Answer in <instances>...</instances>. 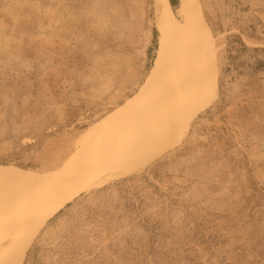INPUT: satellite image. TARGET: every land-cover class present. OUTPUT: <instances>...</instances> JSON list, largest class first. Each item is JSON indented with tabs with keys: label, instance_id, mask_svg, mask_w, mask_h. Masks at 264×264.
Segmentation results:
<instances>
[{
	"label": "rangeland",
	"instance_id": "374dc122",
	"mask_svg": "<svg viewBox=\"0 0 264 264\" xmlns=\"http://www.w3.org/2000/svg\"><path fill=\"white\" fill-rule=\"evenodd\" d=\"M198 1L209 87L186 141L78 197L16 264H264V0ZM154 29L152 0H0V167H68L146 82ZM24 231L0 221V264Z\"/></svg>",
	"mask_w": 264,
	"mask_h": 264
},
{
	"label": "bare ground",
	"instance_id": "6f19581e",
	"mask_svg": "<svg viewBox=\"0 0 264 264\" xmlns=\"http://www.w3.org/2000/svg\"><path fill=\"white\" fill-rule=\"evenodd\" d=\"M152 8L159 49L149 77L134 97L87 135L71 164L39 173L0 167V221L25 230L16 235L25 241L13 264L21 263L40 229L78 197L144 171L189 136L209 87L200 3L180 0L174 10L168 0H152Z\"/></svg>",
	"mask_w": 264,
	"mask_h": 264
},
{
	"label": "trees",
	"instance_id": "16d2710c",
	"mask_svg": "<svg viewBox=\"0 0 264 264\" xmlns=\"http://www.w3.org/2000/svg\"><path fill=\"white\" fill-rule=\"evenodd\" d=\"M169 1H170L171 6H172V9L175 10V9L178 8L180 0H169ZM152 44H153V48L149 49L148 52H147L149 57L151 56V53L156 51L157 48H158L157 34H156V30L155 29L153 30V41H152Z\"/></svg>",
	"mask_w": 264,
	"mask_h": 264
},
{
	"label": "crops",
	"instance_id": "0c3cea01",
	"mask_svg": "<svg viewBox=\"0 0 264 264\" xmlns=\"http://www.w3.org/2000/svg\"><path fill=\"white\" fill-rule=\"evenodd\" d=\"M168 3H169V5L171 6V4H170V1L168 0ZM171 8H172V6H171Z\"/></svg>",
	"mask_w": 264,
	"mask_h": 264
}]
</instances>
